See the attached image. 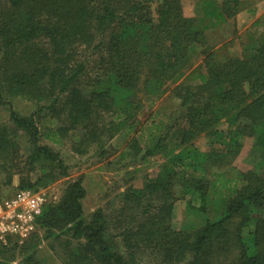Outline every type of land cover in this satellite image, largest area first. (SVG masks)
I'll return each mask as SVG.
<instances>
[{
	"label": "trees",
	"instance_id": "obj_1",
	"mask_svg": "<svg viewBox=\"0 0 264 264\" xmlns=\"http://www.w3.org/2000/svg\"><path fill=\"white\" fill-rule=\"evenodd\" d=\"M197 3L195 16L187 17L182 0H0V103L9 106L12 123L32 133L31 166L52 161L66 174L59 155L38 144L32 117L19 115L4 94L47 100L53 116L66 114L57 131H82V142L94 140L98 119L118 109L113 131L135 133L133 112L141 108L137 92L159 96L191 66L197 48L209 49L205 29L234 20L243 8V0ZM249 38L238 56L203 52L184 83L172 89L178 107L166 121L153 122L159 134L153 133L145 146L141 136L130 139L131 155H159L164 162L141 187L126 189V203L114 213L127 258L108 235L111 219L102 214L95 222L82 218L86 190L78 179L59 201L48 200L26 239L0 241V255H5L0 264H11L19 250L26 255L23 264H44L37 249L42 238H61L55 231L84 239L78 262L94 258L102 264H135V255L148 246L157 250L162 264H264V33ZM83 47L103 53L93 75L81 57ZM61 97L63 110H58ZM201 133L208 138L205 151L193 142ZM244 136L253 138L257 165L227 176L222 169L237 156ZM8 148L7 142L0 146V192L4 186L11 192L0 194V202L17 190L46 184L20 172L24 167ZM177 188L186 208L203 218L195 230L172 227ZM70 251L64 249L66 257ZM229 253H234L231 261L223 260Z\"/></svg>",
	"mask_w": 264,
	"mask_h": 264
},
{
	"label": "rangeland",
	"instance_id": "obj_2",
	"mask_svg": "<svg viewBox=\"0 0 264 264\" xmlns=\"http://www.w3.org/2000/svg\"><path fill=\"white\" fill-rule=\"evenodd\" d=\"M198 1L182 0L184 15L187 17L195 16ZM242 7L234 20L231 19L214 26L209 25L205 29V48L216 51L219 57L238 56L245 49V44L250 41L251 34L258 36L264 33V0H243ZM255 22H258L256 28L254 27ZM206 23L207 20L202 21V24ZM115 29L116 27L113 26L112 31ZM106 31L109 34L111 30ZM98 38L99 36L96 37V41ZM202 49L204 47L200 49L201 52H198V48L196 49L197 52L195 51L192 55L194 57H191V61H193L191 66L184 70L183 76L178 78L176 82L168 84L159 96L148 95L146 94L148 91L144 92L142 89L137 92L136 96L141 102V108L133 112L135 114L132 117L136 129L135 133L133 131L127 132V129L113 131V126H117L120 120L118 117L120 109H118L115 113L108 116L103 115L98 119L94 130L97 132L94 135L96 137L94 140L82 142L80 140L83 137L82 131L70 130L66 134L57 131L59 127L63 126L66 114L61 111L58 117L53 116L52 110L46 107L48 105L47 100H37L29 95L13 97L7 93L4 94L3 100L10 103L19 115L32 117L38 129L36 137L38 144L48 146L59 155L66 167V174H62L59 169H56L52 161L36 162L31 166L29 157L32 154L34 144L32 133L18 128L12 123L9 118V106L1 103L0 146L7 142L9 156L11 151H15L17 157L13 160L24 167L20 172L28 174L32 181L40 179V181L46 182L44 186L41 185L38 189L43 190L49 199L59 201L70 182L80 179L86 190V195L82 200V218L86 222H95L96 217L102 214L105 218L111 219V223L108 225V235L112 239L115 248L127 258L128 251L123 237L119 235L121 228L114 213L126 203L123 196L126 189L129 186L141 187L144 179L154 176L161 169L164 162V159L160 158L159 155L144 158L142 154L133 156L128 151V144L132 137L141 136L139 138L141 139V145L145 146L144 143H151L152 137L159 134V131L157 133L155 128L152 127L153 122L166 121L169 115L178 107L179 101L174 96L172 89L175 85L184 83L183 80L186 74L203 60L205 55L203 52H207L209 49L205 51ZM80 54L82 58L87 60L88 73L90 75L95 74L103 53L84 49L83 47ZM3 89L5 92V87ZM146 96L149 98H146ZM63 100V97H61L57 102L56 108L58 110H63ZM153 133L157 134L153 136ZM207 141L208 138L204 133H201L194 138L193 142L196 147L205 151L208 149ZM252 146L253 138L244 136L239 153L230 165L224 166L225 168L222 169L225 175L235 177L237 171H245L256 167L257 157H255V152L253 153ZM18 178L17 175L13 177L14 186H17ZM176 190L177 200L171 219L172 227L176 230L185 229L188 231L199 228L203 224V218L186 208V199L180 196L178 188ZM3 192L9 194L11 189L4 186L0 194H3ZM135 228L132 231H135ZM55 232L61 233V238H42L37 249V258L43 260L44 264H67L68 262V264H102L94 258L92 260L90 258L85 260L84 258L78 262V258H75L76 253L83 245L84 239L78 242L65 233ZM64 249L71 250L69 253L70 260H68L69 256L66 257ZM19 251V253L12 255L11 264H23L26 255L23 251ZM233 256L234 253H229V256L227 254L222 259L231 261ZM1 257L5 258V255H0ZM135 264H162L161 256L157 250L147 246L135 255Z\"/></svg>",
	"mask_w": 264,
	"mask_h": 264
},
{
	"label": "built area",
	"instance_id": "obj_3",
	"mask_svg": "<svg viewBox=\"0 0 264 264\" xmlns=\"http://www.w3.org/2000/svg\"><path fill=\"white\" fill-rule=\"evenodd\" d=\"M48 200L41 189H20L0 202V241L5 242L7 236L26 239L35 230L36 219Z\"/></svg>",
	"mask_w": 264,
	"mask_h": 264
}]
</instances>
